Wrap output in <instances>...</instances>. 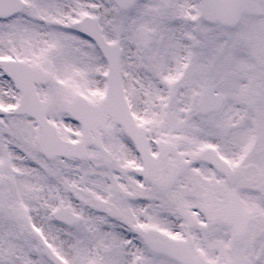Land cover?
Listing matches in <instances>:
<instances>
[{
	"label": "snow or ice",
	"instance_id": "1",
	"mask_svg": "<svg viewBox=\"0 0 264 264\" xmlns=\"http://www.w3.org/2000/svg\"><path fill=\"white\" fill-rule=\"evenodd\" d=\"M0 264H264V0H0Z\"/></svg>",
	"mask_w": 264,
	"mask_h": 264
}]
</instances>
